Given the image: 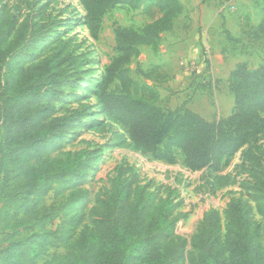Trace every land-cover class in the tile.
<instances>
[{
	"label": "trees",
	"instance_id": "16d2710c",
	"mask_svg": "<svg viewBox=\"0 0 264 264\" xmlns=\"http://www.w3.org/2000/svg\"><path fill=\"white\" fill-rule=\"evenodd\" d=\"M75 1L93 39L105 14L116 7L153 19L137 30L115 27V55L86 90L98 113L123 131L136 152L167 165L176 163L178 153L191 173H217L248 146L240 167H250L253 199L264 202V152L251 144L264 132V65L249 69L240 63L232 69L227 83L233 102L223 118L207 121L186 101L163 109L158 93L138 88L127 66L141 47L157 53L161 36L183 14L180 0ZM260 13L264 23V0ZM38 15L39 9L32 10L19 23L0 12V264H37L50 249L65 253L46 264H264L262 227L253 208L239 199L230 200L221 214L206 210L185 237L176 234L175 192L160 198L134 170L119 166L85 211L88 193L80 186L100 151L61 152L80 129L82 115H58L57 104L79 83L87 84L79 67L88 59L74 57L65 45L40 56L59 26L49 16L48 22L37 20ZM136 73L151 78L138 66ZM50 192L56 205L46 207ZM55 220L58 226L48 229Z\"/></svg>",
	"mask_w": 264,
	"mask_h": 264
},
{
	"label": "rangeland",
	"instance_id": "374dc122",
	"mask_svg": "<svg viewBox=\"0 0 264 264\" xmlns=\"http://www.w3.org/2000/svg\"><path fill=\"white\" fill-rule=\"evenodd\" d=\"M209 1L180 0L185 11L175 20L173 29L161 36L157 53L142 47L139 57L127 66L138 88L149 86L158 93L161 108L174 109L186 101L191 110L207 121L229 114L233 100L227 79L237 64L244 63L249 69L264 65L262 0H214L216 13L209 17V24L201 25L199 13L198 26L191 29L190 9H199ZM38 9L37 20L48 22L49 16L59 26L46 40L40 56L57 53L65 45L74 57L82 55L88 59L79 67L80 78L87 84L79 83L74 90L66 92L69 96L66 101L57 104L58 115L74 112L82 115L80 129L69 135L61 152L100 151L88 180L80 186L88 193L85 211L93 205L98 190L109 186L121 166L134 170L140 183L160 198L168 196L169 191L175 192L172 199L180 215L176 234L189 237L206 210L213 208L221 214L230 200L239 199L253 208L254 219L262 227L264 246V202L253 199L250 167H240L248 146L228 158L217 173L185 170L178 153L174 165L156 162L132 148L123 131L98 113L94 98L86 91L89 84L100 80L104 68L115 55V27L137 30L153 19L140 11L116 7L105 14L97 39H93L82 24L83 10L75 0H0V12L16 17L19 23L30 11ZM223 30L229 32L230 38ZM191 62L194 63L193 72L185 71L181 64ZM137 66L142 72L150 73V80L136 73ZM251 144L264 152V132ZM261 167L264 169V157ZM43 204L46 207L56 205L53 192L45 197ZM58 224L55 220L47 228L55 229ZM64 253L60 249H50L37 264H46L52 257Z\"/></svg>",
	"mask_w": 264,
	"mask_h": 264
},
{
	"label": "crops",
	"instance_id": "0c3cea01",
	"mask_svg": "<svg viewBox=\"0 0 264 264\" xmlns=\"http://www.w3.org/2000/svg\"><path fill=\"white\" fill-rule=\"evenodd\" d=\"M213 1L214 0H211V1L207 2V3H204L203 5H200L199 9L197 7L190 9V11H189L190 12L189 13V18H190L189 27L191 29H193V28L198 26L199 13H200L201 25L209 24V21H210L209 17L212 16L214 13H216V10L213 7ZM184 11L185 10L183 8V13H184ZM181 104H179V105H181Z\"/></svg>",
	"mask_w": 264,
	"mask_h": 264
},
{
	"label": "built area",
	"instance_id": "2783aa9c",
	"mask_svg": "<svg viewBox=\"0 0 264 264\" xmlns=\"http://www.w3.org/2000/svg\"><path fill=\"white\" fill-rule=\"evenodd\" d=\"M181 66L184 68L185 71H188V72H193V70H194V63L193 62H191L190 64H188V63L181 64Z\"/></svg>",
	"mask_w": 264,
	"mask_h": 264
}]
</instances>
